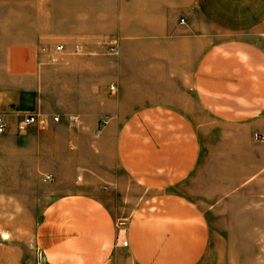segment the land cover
Returning <instances> with one entry per match:
<instances>
[{
	"label": "crops",
	"instance_id": "1",
	"mask_svg": "<svg viewBox=\"0 0 264 264\" xmlns=\"http://www.w3.org/2000/svg\"><path fill=\"white\" fill-rule=\"evenodd\" d=\"M54 16L6 49L0 87V152L53 185L45 263L264 264V0H54ZM48 102L61 118L18 133Z\"/></svg>",
	"mask_w": 264,
	"mask_h": 264
},
{
	"label": "rangeland",
	"instance_id": "2",
	"mask_svg": "<svg viewBox=\"0 0 264 264\" xmlns=\"http://www.w3.org/2000/svg\"><path fill=\"white\" fill-rule=\"evenodd\" d=\"M54 19V0H0V87L6 79L3 71L6 49L11 44L31 41L39 33L53 36ZM58 43H39V49L53 48ZM79 53H83L81 48ZM110 90L108 94H112ZM46 107L47 114L57 112L52 109L53 102L46 103ZM101 117L109 121L111 116H99L98 124ZM50 124L35 127L44 129ZM94 134L98 135L97 128ZM19 170L13 167L8 153L0 152V264H46L36 245L35 228L44 204L54 193L53 185L43 182L38 175H24Z\"/></svg>",
	"mask_w": 264,
	"mask_h": 264
},
{
	"label": "built area",
	"instance_id": "3",
	"mask_svg": "<svg viewBox=\"0 0 264 264\" xmlns=\"http://www.w3.org/2000/svg\"><path fill=\"white\" fill-rule=\"evenodd\" d=\"M181 22H183V19H181ZM107 45V51L110 53H117V48L115 44L106 42ZM53 54L51 56L52 59H55V55L60 54L65 52L66 48L64 44L58 43L53 46ZM42 51H48L49 47L48 46H42L41 47ZM72 51L74 53H79L80 52V47L79 46H74L72 48ZM115 85L113 83L110 84V88L114 89ZM70 119H74L73 116L70 117ZM59 120V116L55 114H46L42 113L39 111H29V112H22L20 114V117L18 118L16 122V130L18 133H21L26 130L28 126H37V127H45L51 122H57ZM108 122V119L105 117H101L99 120L98 128H97V134L100 133L102 127ZM8 126V121L5 118L3 114H0V133L5 132ZM254 137L259 140L263 141L264 136L259 135V134H254Z\"/></svg>",
	"mask_w": 264,
	"mask_h": 264
}]
</instances>
